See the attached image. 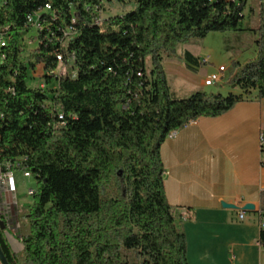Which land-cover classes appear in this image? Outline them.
<instances>
[{
  "label": "trees",
  "instance_id": "obj_1",
  "mask_svg": "<svg viewBox=\"0 0 264 264\" xmlns=\"http://www.w3.org/2000/svg\"><path fill=\"white\" fill-rule=\"evenodd\" d=\"M107 1L135 7L100 25L99 0L0 3V166L27 171L36 182L19 253L0 228L8 264H188L185 234L165 196L160 146L171 132L219 116L243 97L196 91L174 99L163 61L175 57L180 44L237 31L246 2ZM47 2L53 14L40 11V19L70 31L63 36L39 25L41 34L31 36L36 47L25 57L27 15ZM259 18L256 57L229 83L263 99L264 0ZM57 54L62 67L51 75ZM37 65L54 88L28 85Z\"/></svg>",
  "mask_w": 264,
  "mask_h": 264
},
{
  "label": "crops",
  "instance_id": "obj_2",
  "mask_svg": "<svg viewBox=\"0 0 264 264\" xmlns=\"http://www.w3.org/2000/svg\"><path fill=\"white\" fill-rule=\"evenodd\" d=\"M253 13V0H247L239 29L219 33L222 39L247 33L250 50L245 56L241 52L230 54L221 41L231 68L214 88L204 80L216 66H205L202 49L193 41L181 45V51L179 46L175 57L163 61L167 83L168 73L179 77L176 88L187 91V96L211 90L243 97L219 116L200 117L171 132L160 146L165 196L185 234L188 264H264L258 225L259 212L264 209V150L261 152L258 144V133L264 128V98L259 99L255 90L244 92L229 83L238 69L256 57L253 30L260 18L258 25L252 24ZM222 202L237 208H225ZM246 204L253 209L242 210ZM240 211L245 213L243 219H238ZM18 214L16 194L0 190V228L13 253L23 248Z\"/></svg>",
  "mask_w": 264,
  "mask_h": 264
},
{
  "label": "rangeland",
  "instance_id": "obj_3",
  "mask_svg": "<svg viewBox=\"0 0 264 264\" xmlns=\"http://www.w3.org/2000/svg\"><path fill=\"white\" fill-rule=\"evenodd\" d=\"M254 3V13L252 14L253 22L252 24H257L259 21V5L256 3V0H253ZM135 7L134 2L132 1H124V2H117V1H107L105 0V10L102 13L103 17H109L113 15H122L125 14L131 10H133ZM221 32H211L209 33L205 38L203 39H194L192 40L193 43L199 45L200 49H202V61H204L206 58L207 62H205V66H210L215 64L216 71L219 66V64H222L226 67V69L231 68L230 63V57L228 56V53H226V50L222 48V45L225 43L227 51L230 52V54H242L245 56L249 49L250 40L249 35L245 33L244 35L238 36L239 38H234L232 36H226V38H219L218 35ZM229 33V32H225ZM29 36L34 35V31L30 30ZM24 38L26 40L27 36ZM183 44H180V50L182 49ZM27 46V45H26ZM178 46V47H179ZM36 47V44L33 43L32 45L27 46L26 53L24 56L26 57L29 53H31ZM229 54V55H230ZM242 56V57H243ZM245 58V57H243ZM229 72V71H228ZM46 78H50L49 82L46 83ZM180 79L171 77L170 73H168V85H169V92L172 98L174 99H180L187 97V91H183L182 88H176V80ZM28 85L32 87H42L43 89H52L55 87L56 83L55 80L52 77L47 76V74L44 72L42 65H37L35 69L31 72L30 78L28 80ZM215 87V84L212 86V88ZM211 88V87H210ZM207 93H211V90H208ZM215 93V92H212ZM13 174L16 180V186H17V193H16V199L19 205V214H18V225L20 228L21 233H25L28 231V221H27V212L28 208L27 206L31 205L33 201V197L28 195V189L36 187V182L33 177H24L22 175V172L16 169H13ZM33 195V194H32Z\"/></svg>",
  "mask_w": 264,
  "mask_h": 264
},
{
  "label": "built area",
  "instance_id": "obj_4",
  "mask_svg": "<svg viewBox=\"0 0 264 264\" xmlns=\"http://www.w3.org/2000/svg\"><path fill=\"white\" fill-rule=\"evenodd\" d=\"M3 1L4 0H0V3ZM229 1L246 2L247 0H229ZM104 10H105V0H99V4L95 5L94 7V13L96 15L95 23H100L101 25L102 20L106 18V17H103V14H102ZM40 11H50V14H53V12L51 11V5L50 3L47 2L39 10L27 15V22L29 24V27L31 28L32 31H34L33 36H38L41 34V33H36V26L38 25H46V32L50 31V28H54L55 30H57V32L59 31L60 33H62L63 36H66V34H68V32L70 31V27L67 24L64 23V25L58 26L56 22H51L48 19H40ZM71 21L74 22V17H72ZM51 36L52 34L46 33L44 38L51 40ZM24 42L27 46H29L35 43V40L32 39L31 35L30 36L28 35L26 40L24 38ZM4 43H5V40L3 38V30H0V45ZM207 59L208 58H206L203 62L204 63L207 62ZM56 60H57V67L55 68L54 71L50 73L51 75H57L60 72V68L62 67V58L60 54L56 55ZM226 71L227 69L224 65L218 66L217 71L210 74L204 80V84L207 86H210L216 83H221L223 79L228 76V73H227V76L225 77ZM61 117L62 116H60V118ZM258 144H259V150L262 152L264 150V128L260 129L258 133ZM262 163L264 164V160L262 161ZM22 175L24 177H30V174L27 171H22ZM0 190L8 192L14 196L17 192L16 180H15L13 171L10 170L9 168L5 171H2L1 166H0ZM27 192H28V195L32 196V192H34V189L29 188ZM244 214H245L244 211H240L238 214V219H243ZM258 225H259V230L264 229V209L259 212Z\"/></svg>",
  "mask_w": 264,
  "mask_h": 264
},
{
  "label": "water",
  "instance_id": "obj_5",
  "mask_svg": "<svg viewBox=\"0 0 264 264\" xmlns=\"http://www.w3.org/2000/svg\"><path fill=\"white\" fill-rule=\"evenodd\" d=\"M221 204L225 208H237L235 205L228 204L225 202H222ZM250 209H253V205H251V204H246L242 207V210H250ZM0 261L2 264H8V262L4 256L3 252L1 251V249H0Z\"/></svg>",
  "mask_w": 264,
  "mask_h": 264
},
{
  "label": "bare ground",
  "instance_id": "obj_6",
  "mask_svg": "<svg viewBox=\"0 0 264 264\" xmlns=\"http://www.w3.org/2000/svg\"><path fill=\"white\" fill-rule=\"evenodd\" d=\"M36 28H40V26L38 25V26H36ZM3 45V44H2ZM2 45H0V46H2ZM32 194H33V192H32Z\"/></svg>",
  "mask_w": 264,
  "mask_h": 264
}]
</instances>
